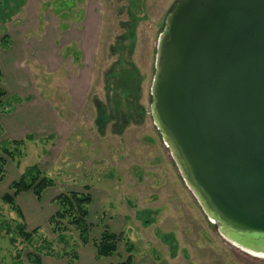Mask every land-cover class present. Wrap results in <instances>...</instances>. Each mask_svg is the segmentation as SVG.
Returning a JSON list of instances; mask_svg holds the SVG:
<instances>
[{"label":"rangeland","instance_id":"obj_1","mask_svg":"<svg viewBox=\"0 0 264 264\" xmlns=\"http://www.w3.org/2000/svg\"><path fill=\"white\" fill-rule=\"evenodd\" d=\"M177 2L0 0V145L22 141L18 150L10 144L14 160L7 159L0 196L33 165L55 180L40 199L28 192L16 199L27 230L39 227L30 241L16 233L23 218L0 200V264H19L18 257L34 264L35 256L40 264H114L128 255L125 241L134 264H264V255L232 243L207 217L150 114L157 39ZM71 45L84 48L78 61V53L60 57ZM125 64L137 80L138 110L117 135L112 121L99 119L114 114L109 75ZM67 82L81 92L75 107ZM49 101L70 129L67 139L48 137L49 111L39 107ZM82 184L93 198L86 245L74 231L55 235L48 225L50 197ZM105 228L123 239L115 254L97 257L92 240Z\"/></svg>","mask_w":264,"mask_h":264},{"label":"water","instance_id":"obj_2","mask_svg":"<svg viewBox=\"0 0 264 264\" xmlns=\"http://www.w3.org/2000/svg\"><path fill=\"white\" fill-rule=\"evenodd\" d=\"M150 95L204 213L264 255V0H178L157 39Z\"/></svg>","mask_w":264,"mask_h":264},{"label":"trees","instance_id":"obj_3","mask_svg":"<svg viewBox=\"0 0 264 264\" xmlns=\"http://www.w3.org/2000/svg\"><path fill=\"white\" fill-rule=\"evenodd\" d=\"M128 66L129 65L126 64L122 67L118 66V71L115 74H111V76L109 75V78H111V82L114 86V90H116V93L112 94L114 99L113 103H115V106H113L114 114L110 118H107V120H101V118L99 119L101 122H104V124H108V122L112 121L110 130L117 135L123 133L127 127L126 123L136 114V111L138 110L136 99L137 89L135 88L137 80L135 75L129 71ZM2 95H4V92L0 90V97ZM132 110L133 113L130 112ZM10 144L14 146L15 150H18V147L22 145V141H4L0 145V181H2L5 177L7 159L14 160L15 151L10 148ZM54 184L55 180L52 177L47 176L38 168V166L33 165L9 184L8 192L0 196V200L9 205L19 218H22L20 208L16 203V197L22 192L31 191L37 199H40L43 191L54 186ZM89 189V186L85 185L82 191L63 192L57 194L53 198L56 210L48 218V225L51 233L60 235L69 231H74L77 234L78 240L83 245H86L91 241V225L87 220L92 200ZM16 229L18 236H21L25 241H30L31 237L38 232V228L28 231L24 222L16 224ZM10 233L11 232H8V234ZM122 239L123 237L121 233H115L105 228L96 239L92 240L96 256H112L116 253L118 242ZM131 246L132 244L129 243V241H125V249L128 252V255L125 259L114 264H133ZM17 260L18 262L16 263L22 264L19 257ZM32 261L34 264L41 263L40 258L37 256H35Z\"/></svg>","mask_w":264,"mask_h":264},{"label":"crops","instance_id":"obj_4","mask_svg":"<svg viewBox=\"0 0 264 264\" xmlns=\"http://www.w3.org/2000/svg\"><path fill=\"white\" fill-rule=\"evenodd\" d=\"M55 46V45H54ZM53 49H55V48H53ZM84 48H83V46H80V47H77V48H75L74 47V45L72 46H67V47H65L64 48V51H65V53H63V54H61V58L62 59H68L69 57H65V55L66 56H70L71 58H75L74 56H73V54L74 53H78V56L76 57V59H77V61L79 60V58L82 56V55H84V50H83ZM56 53V52H55ZM54 55H56V54H54ZM56 57L55 56H53V60L55 59ZM59 59V58H58ZM58 61H60L61 62V59L60 60H58ZM60 62H59V64H60ZM57 63V62H56ZM65 81H66V79H65ZM80 87H81V85H80ZM65 88H66V94L68 95V98L70 99V106H69V108L70 107H75V105H76V103L74 102V101H76L77 99H79V98H81V92H80V90H79V92H77V91H73V90H71L69 87H68V82H67V84H66V86H65ZM48 107V109H45L43 106H40L39 107V110H43V111H49V114H48V119H49V127H48V129H49V134H48V137L49 138H51V139H53V140H56V138H59V136H63V137H68V135H69V133H67L70 129H69V127L68 128H65V127H62V125H61V121H60V119H59V109H57V107H55L54 106V104L51 102V101H49L48 102V105L46 106V108ZM63 123H65V122H63ZM124 132V131H123ZM27 134V133H26ZM29 134V133H28ZM8 135V134H7ZM27 137H29V136H27ZM8 138H10V136H8ZM67 139V138H66ZM6 165H8V163L6 164ZM7 168V167H6ZM40 169V168H39ZM42 172H46V171H48V170H42V169H40ZM85 185H87V184H85ZM83 187H84V185L82 184V186L80 185V186H76L75 187V189L74 190H72V189H70V188H68L67 190H65V192H69V191H82L83 190ZM46 190V189H45ZM44 190V191H45ZM44 191H43V193H44ZM28 193H31L32 195H33V193L31 192V191H27ZM89 192H90V190H89ZM23 193V192H22ZM21 194V193H20ZM19 194V195H20ZM90 194H91V192H90ZM57 195V194H56ZM56 195H53V196H51L50 197V203H54L53 202V198L56 196ZM18 197V196H17ZM17 197H16V199H17ZM33 197L35 198V196L33 195ZM42 197V196H41ZM91 197H92V195H91ZM93 202V198H92V200H91V203ZM40 202H36L35 201V207L39 204ZM55 204V203H54ZM55 210H56V205H53V207H52V209L50 210V212H49V215H48V218L55 212ZM20 211H21V214H22V218H23V221H24V223L26 222V218H25V215L23 214V210L20 208ZM90 215H91V212H90V209H89V213H88V217H87V220H88V222H90ZM96 218V217H95ZM27 223V222H26ZM25 223V225H27ZM27 227V226H26ZM34 228H38L39 229V227L35 224V226H33V229ZM113 232H115V233H121V232H118V231H113ZM121 258V257H120ZM119 261V260H118ZM117 261V262H118ZM133 264H134V260H133Z\"/></svg>","mask_w":264,"mask_h":264},{"label":"flooded vegetation","instance_id":"obj_5","mask_svg":"<svg viewBox=\"0 0 264 264\" xmlns=\"http://www.w3.org/2000/svg\"><path fill=\"white\" fill-rule=\"evenodd\" d=\"M145 222H147V220Z\"/></svg>","mask_w":264,"mask_h":264}]
</instances>
